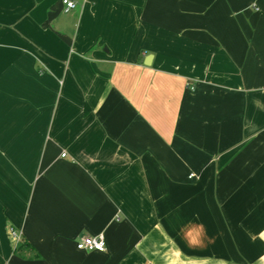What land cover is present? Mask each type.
Here are the masks:
<instances>
[{"label":"crops","instance_id":"1","mask_svg":"<svg viewBox=\"0 0 264 264\" xmlns=\"http://www.w3.org/2000/svg\"><path fill=\"white\" fill-rule=\"evenodd\" d=\"M74 1L0 0V264H264V0Z\"/></svg>","mask_w":264,"mask_h":264},{"label":"built area","instance_id":"2","mask_svg":"<svg viewBox=\"0 0 264 264\" xmlns=\"http://www.w3.org/2000/svg\"><path fill=\"white\" fill-rule=\"evenodd\" d=\"M62 4L64 12H68L75 7L74 0H62ZM61 156H65V153H62ZM8 234L14 246H17L21 241V234L12 227L8 229ZM76 248L81 250L103 252L106 250L105 238L103 234L84 236L76 242Z\"/></svg>","mask_w":264,"mask_h":264},{"label":"trees","instance_id":"3","mask_svg":"<svg viewBox=\"0 0 264 264\" xmlns=\"http://www.w3.org/2000/svg\"><path fill=\"white\" fill-rule=\"evenodd\" d=\"M22 240V239H21ZM26 245V249H27V245L28 244H26V242H24L23 240L21 241V243L20 244H18L17 246H15L14 247V251L15 252H20L23 248H24V246Z\"/></svg>","mask_w":264,"mask_h":264},{"label":"water","instance_id":"4","mask_svg":"<svg viewBox=\"0 0 264 264\" xmlns=\"http://www.w3.org/2000/svg\"><path fill=\"white\" fill-rule=\"evenodd\" d=\"M151 58H152V55H151V54L147 55V56L145 57L144 64H145V65H150V63H151Z\"/></svg>","mask_w":264,"mask_h":264}]
</instances>
